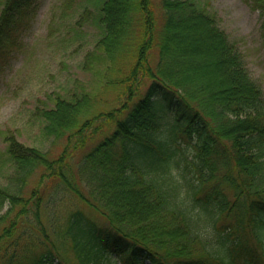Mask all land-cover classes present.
I'll use <instances>...</instances> for the list:
<instances>
[{
    "label": "trees",
    "instance_id": "obj_1",
    "mask_svg": "<svg viewBox=\"0 0 264 264\" xmlns=\"http://www.w3.org/2000/svg\"><path fill=\"white\" fill-rule=\"evenodd\" d=\"M38 1L0 2V59ZM252 1L264 48V0ZM61 7L73 18L72 38L84 27L95 32L83 68L104 66V76L98 93L80 82L33 109L40 143L0 131V250L12 247L29 216L40 224L41 186L54 185L108 223L74 211L58 228L78 264H110L112 256L120 264H213L182 216L169 210L172 193L146 184L135 168V179L125 174L137 157L159 170L166 152L152 133L171 109L175 138L187 142L193 130L200 138L190 174L198 200L219 209L218 230L231 244L233 264H264V245L250 229L255 212H264V166L252 155L264 156L263 92L217 16L197 0H63ZM96 135L102 137L73 161ZM0 263L63 264L52 250Z\"/></svg>",
    "mask_w": 264,
    "mask_h": 264
},
{
    "label": "rangeland",
    "instance_id": "obj_2",
    "mask_svg": "<svg viewBox=\"0 0 264 264\" xmlns=\"http://www.w3.org/2000/svg\"><path fill=\"white\" fill-rule=\"evenodd\" d=\"M197 1L217 16L219 27L242 53L250 75L261 88L264 98V48L259 30L260 11L252 5V0ZM62 3L63 0H39L29 23L19 33L16 45L0 59V131H14L26 145L41 141L39 129L31 114L35 107L43 105L48 95L72 89L80 82L87 86L91 94L98 93L99 83L104 76V73L101 74L104 66L98 65V72L95 68H83L88 54L94 49L95 32L92 28L84 27L85 34L72 38L76 34L74 28H70L73 18L64 16ZM108 131L110 127L104 130L106 133ZM101 137L96 135L84 148L78 150L73 161L90 150ZM44 145L48 147V143ZM0 183L4 184L3 177ZM34 186L27 185L26 189ZM45 187L41 186L44 192L39 212L41 225L33 216H29L30 223L20 226L15 232L13 244L10 243L12 247L0 250V260L9 259L12 255L23 257L52 250L54 253L56 251L63 264H78L69 246L59 239L58 228L74 211H81L99 224H108L73 193L54 185L47 190ZM109 262L120 264L113 256Z\"/></svg>",
    "mask_w": 264,
    "mask_h": 264
},
{
    "label": "clouds",
    "instance_id": "obj_3",
    "mask_svg": "<svg viewBox=\"0 0 264 264\" xmlns=\"http://www.w3.org/2000/svg\"><path fill=\"white\" fill-rule=\"evenodd\" d=\"M174 124L175 116L169 109L152 133L154 143L163 146L166 152V158L159 170L148 167L142 158L137 157L134 166L127 169L125 174L135 179V168L138 170L137 175L146 184H153L161 192H171L169 210L182 216L203 255L213 261V264H233L231 244L218 230L219 209L215 202L205 203L198 200V181L190 174L191 166L199 163L195 158L200 138L193 130L187 133V142L177 140L173 131ZM137 151L138 149L133 150V154ZM252 155L259 165L264 166V156H259L256 152ZM250 229L254 241L264 245V212H255L251 218Z\"/></svg>",
    "mask_w": 264,
    "mask_h": 264
}]
</instances>
